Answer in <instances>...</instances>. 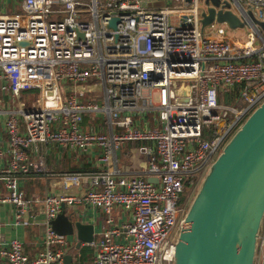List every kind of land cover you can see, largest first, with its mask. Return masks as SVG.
<instances>
[{
    "label": "built area",
    "instance_id": "2783aa9c",
    "mask_svg": "<svg viewBox=\"0 0 264 264\" xmlns=\"http://www.w3.org/2000/svg\"><path fill=\"white\" fill-rule=\"evenodd\" d=\"M151 1L160 0H22L21 13L0 15V99L14 104L23 92L38 91L3 123L0 181L7 194L0 205L13 207L14 226L44 209L40 252L29 258L12 240L0 245V264H63L68 241L50 223L72 205L129 212L91 243L93 264H174L192 193L234 128L264 102V39L250 31L245 42L232 41L216 24L201 30L199 0H169L157 9ZM242 2L264 21V0ZM88 82L99 88L100 104L64 88ZM223 93L233 94L230 106L220 103ZM128 144H139L142 157L133 178L117 168ZM49 145L98 152V172L60 179L64 189L86 181L84 193L39 198L22 191L23 176L43 172L42 159L33 162L30 153ZM256 257L264 264V232Z\"/></svg>",
    "mask_w": 264,
    "mask_h": 264
},
{
    "label": "water",
    "instance_id": "95a60500",
    "mask_svg": "<svg viewBox=\"0 0 264 264\" xmlns=\"http://www.w3.org/2000/svg\"><path fill=\"white\" fill-rule=\"evenodd\" d=\"M197 11L201 30L216 24L231 31L249 29L264 39V21L238 0H199ZM116 23L112 19L109 27ZM263 219L264 102L224 145L199 184L179 232L174 264H255ZM43 221L44 216L41 233ZM50 225L56 234L74 238L77 250L93 242V226L67 215L63 206ZM71 261L66 252L64 264Z\"/></svg>",
    "mask_w": 264,
    "mask_h": 264
},
{
    "label": "crops",
    "instance_id": "0c3cea01",
    "mask_svg": "<svg viewBox=\"0 0 264 264\" xmlns=\"http://www.w3.org/2000/svg\"><path fill=\"white\" fill-rule=\"evenodd\" d=\"M22 0H0V15L10 16L14 13H21ZM66 93L74 94L78 96L83 92V96L79 97L80 101H92L95 103L101 102L100 90L93 83L88 82L83 86H73L68 84L64 87ZM63 88V90H64ZM81 91V92H80ZM90 91V93H89ZM89 96V97H87ZM20 98V97H19ZM19 98L13 103H8L6 100L0 99V143L2 148H5V133L3 131V123L5 119L16 110L18 106ZM35 99V98H33ZM32 99V100H33ZM29 100V98L27 99ZM25 105H29L30 102ZM22 103V102H21ZM20 103V104H21ZM99 104V103H98ZM151 115L146 116L149 120ZM100 125V124H99ZM85 128H90L84 123ZM103 126V125H102ZM94 128H97L95 126ZM139 144L127 145L118 152V174L125 178H133L136 175H141V167L143 166L142 157L140 156L137 147ZM31 152V150L29 151ZM32 161H36L39 158L43 161V172L37 173L30 171L28 175L23 176L19 180V185L22 191L27 197H39L43 198L46 195H78L85 192L87 188V182L83 181L80 187H71L69 189H64L60 184V179L64 175H76L81 177H87L91 174L98 172L102 167L98 160V152L93 150L90 153H80L74 152L69 149H62L57 145L40 146L36 151L30 153ZM7 157L0 161V171L5 167ZM72 168L79 169H92L91 173H77L70 174L69 171ZM7 192L5 191L2 182L0 181V195L5 196ZM67 215L72 214L75 219L79 222L87 225H91L94 228V244L101 241V236L104 231L111 226L120 225L129 219L130 215L128 211L123 209L115 208L111 211L109 215H106L101 210L93 209L85 205H72L63 206ZM44 216L43 206L39 205L31 213L25 217V224L22 226H14V209L9 204L0 205V224L1 228V239L0 245L7 246L10 241L17 240L23 245L24 254L29 258H34L41 250L40 247V237L42 233L40 232L41 217ZM111 221L109 224L106 221ZM67 238V248L65 253L72 257L71 264H78V259L80 258V250L82 248H89L92 250L91 256H87L81 264H93L96 250L91 244H82L77 250L75 249V244L77 241L71 237ZM123 238L119 236L117 242H122ZM64 264V262H63Z\"/></svg>",
    "mask_w": 264,
    "mask_h": 264
},
{
    "label": "rangeland",
    "instance_id": "374dc122",
    "mask_svg": "<svg viewBox=\"0 0 264 264\" xmlns=\"http://www.w3.org/2000/svg\"><path fill=\"white\" fill-rule=\"evenodd\" d=\"M169 1V0H160V1H151L150 2V6L157 9V8H163L166 6V2ZM242 5H244V3L242 2V0H239ZM172 7H179L181 6L182 4L180 2L178 3H172L171 4ZM77 9H79L77 7ZM82 10H84V8H82ZM88 19V18H87ZM89 20V19H88ZM170 22H173V19L170 20ZM225 29V28H224ZM225 32H226V37L228 39H231L232 41H239V42H245L247 40V38H249V35H250V30L249 29H238V30H234V31H231V30H226L225 29ZM257 38V37H256ZM254 46L255 47H259L260 46V43L257 39H254ZM90 93V91H89ZM101 95V92L100 94ZM89 97V96H87ZM34 97H31L29 100L25 99L28 103L30 100H32ZM22 99H20L18 101V105H20ZM233 102V99L230 97V95H225L224 93L220 96V103L223 105V106H230V103ZM100 104V102H98ZM235 104V103H234ZM28 108V106H27ZM249 116V114L238 124V126H236L233 130V133L229 136L228 140L232 137V135L237 131V129L242 125V123L245 121V119ZM227 140V141H228ZM226 141V142H227ZM212 164V163H211ZM206 174V173H205ZM199 175V173H197V176ZM198 189V188H197ZM197 189L195 190L194 193H192V200L197 192ZM191 200V202H192ZM191 204V203H190ZM264 232V219H263V223H262V229L260 231V234ZM255 264H262V260L260 259V257H256L255 258Z\"/></svg>",
    "mask_w": 264,
    "mask_h": 264
},
{
    "label": "trees",
    "instance_id": "16d2710c",
    "mask_svg": "<svg viewBox=\"0 0 264 264\" xmlns=\"http://www.w3.org/2000/svg\"><path fill=\"white\" fill-rule=\"evenodd\" d=\"M237 91L239 90V87H237V89H236ZM37 92L38 91H36V90H30V91H27V92H23L22 93V95L20 96V98H19V100L20 99H22V103L23 104H27V101L25 100V99H30L31 97H36V95H37ZM225 95H230V97L233 99L234 97H233V94H227V93H225ZM91 172H93V170L92 169H85V168H83V169H77V168H72V169H70V171H69V173L70 174H77V173H91ZM80 258L78 259V264H81L82 262H83V260L87 257V256H91V254H92V250L91 249H89V248H82L81 250H80Z\"/></svg>",
    "mask_w": 264,
    "mask_h": 264
},
{
    "label": "flooded vegetation",
    "instance_id": "af4514ba",
    "mask_svg": "<svg viewBox=\"0 0 264 264\" xmlns=\"http://www.w3.org/2000/svg\"><path fill=\"white\" fill-rule=\"evenodd\" d=\"M233 11H235L236 12V9L233 7Z\"/></svg>",
    "mask_w": 264,
    "mask_h": 264
}]
</instances>
